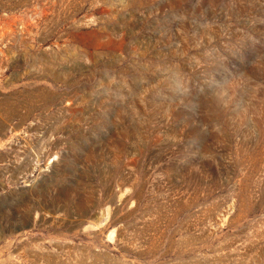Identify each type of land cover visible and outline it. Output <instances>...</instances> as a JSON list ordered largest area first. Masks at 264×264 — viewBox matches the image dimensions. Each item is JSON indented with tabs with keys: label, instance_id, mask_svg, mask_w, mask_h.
<instances>
[{
	"label": "rangeland",
	"instance_id": "374dc122",
	"mask_svg": "<svg viewBox=\"0 0 264 264\" xmlns=\"http://www.w3.org/2000/svg\"><path fill=\"white\" fill-rule=\"evenodd\" d=\"M0 264H264V0H0Z\"/></svg>",
	"mask_w": 264,
	"mask_h": 264
}]
</instances>
